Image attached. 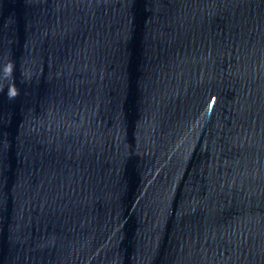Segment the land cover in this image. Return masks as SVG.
Returning <instances> with one entry per match:
<instances>
[{
	"label": "water",
	"instance_id": "95a60500",
	"mask_svg": "<svg viewBox=\"0 0 264 264\" xmlns=\"http://www.w3.org/2000/svg\"><path fill=\"white\" fill-rule=\"evenodd\" d=\"M0 264H264V0H7Z\"/></svg>",
	"mask_w": 264,
	"mask_h": 264
}]
</instances>
